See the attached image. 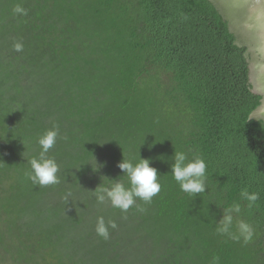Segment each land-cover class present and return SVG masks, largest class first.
I'll return each mask as SVG.
<instances>
[{"label":"trees","instance_id":"1","mask_svg":"<svg viewBox=\"0 0 264 264\" xmlns=\"http://www.w3.org/2000/svg\"><path fill=\"white\" fill-rule=\"evenodd\" d=\"M260 101L209 0H0V264H264V123L249 120ZM53 125L59 183L41 187L27 161ZM175 150L204 158L205 193L180 190ZM123 154L158 171L143 212L91 192L123 176ZM243 189L259 194L250 209ZM237 202L247 245L216 232ZM101 216L118 225L107 240Z\"/></svg>","mask_w":264,"mask_h":264},{"label":"clouds","instance_id":"2","mask_svg":"<svg viewBox=\"0 0 264 264\" xmlns=\"http://www.w3.org/2000/svg\"><path fill=\"white\" fill-rule=\"evenodd\" d=\"M12 11L18 16H26L28 14L21 4H16ZM13 48L16 52H21L23 45L17 42L14 43ZM59 135V127L53 125L52 129L45 131L37 139V144L40 147L39 155L33 156L27 161L31 170L26 173V177L33 184L45 187L59 183L57 175L59 165L55 159L48 156L49 151L55 146ZM62 138L67 139V137ZM123 157L122 162L118 163L117 167L123 173L121 177H126L129 186H126L124 181L120 179L121 177H119L118 179H108L109 183L107 184L102 182L95 191L91 192L98 204L110 203L113 208L119 209L122 213H127L134 206L138 212H143L145 209L137 205L136 202L141 200L146 204H150L153 198L160 193L161 184L158 180V171L150 166L152 161L149 159H143L139 156V159L134 161L132 158L126 159L124 154ZM172 161L171 176L179 184L182 192L189 195L205 193L208 188V177L206 172L207 165L202 156L197 154L189 160L186 153L175 150ZM95 162L99 170L101 166L97 164L96 159ZM70 195L71 193H67L65 198ZM240 197L242 200L247 201V207L250 209L258 201L259 194L249 193L247 189H243ZM241 212L242 205L238 202L223 209L222 219L216 224V232L236 242L242 240L247 245L253 240L254 228L252 224L240 218ZM117 227L118 225L115 221L109 220L106 223L104 217L101 216L97 219L95 231L98 236L107 240L110 237L109 229H116ZM219 260L218 256H214L212 264H219Z\"/></svg>","mask_w":264,"mask_h":264},{"label":"water","instance_id":"3","mask_svg":"<svg viewBox=\"0 0 264 264\" xmlns=\"http://www.w3.org/2000/svg\"><path fill=\"white\" fill-rule=\"evenodd\" d=\"M245 49L252 92L261 98L249 120L264 123V0H209Z\"/></svg>","mask_w":264,"mask_h":264}]
</instances>
